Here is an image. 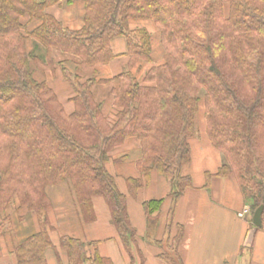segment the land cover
Wrapping results in <instances>:
<instances>
[{
    "label": "trees",
    "instance_id": "1",
    "mask_svg": "<svg viewBox=\"0 0 264 264\" xmlns=\"http://www.w3.org/2000/svg\"><path fill=\"white\" fill-rule=\"evenodd\" d=\"M60 1L0 0V239L12 236L7 210L14 202L19 221L32 213L39 227L13 245L16 264H47L52 204L46 189L64 182L85 222L95 220L92 200H104L120 242L132 256L136 233L126 196L106 169L109 153L127 137L140 143L137 167L144 178H128V194L136 197L152 171L168 181L171 208L165 231L170 233L177 200L191 186L184 170L200 105L207 137L223 160L214 175L206 173V188L212 176L231 179L250 203V217L264 206V0H82L78 31L46 14ZM132 20L153 23L164 53L163 64L146 73L148 86L137 82L133 69L150 61L151 36L146 28L131 30ZM118 38L126 42L129 62L114 78L116 113L108 122L92 88L107 82L96 77L115 58L110 44ZM28 40L33 41L30 52ZM40 47L47 54L37 53ZM54 51L78 58L82 73L91 76L82 82L63 69L74 93L71 114L42 80L54 68ZM162 205V199L143 204L146 240L154 238ZM261 219L259 230H264V208ZM176 228L174 237L154 242L163 251L160 258L171 264H180L183 230ZM60 246L67 264H111L90 255V245L78 239L64 236Z\"/></svg>",
    "mask_w": 264,
    "mask_h": 264
},
{
    "label": "crops",
    "instance_id": "2",
    "mask_svg": "<svg viewBox=\"0 0 264 264\" xmlns=\"http://www.w3.org/2000/svg\"><path fill=\"white\" fill-rule=\"evenodd\" d=\"M46 14L52 16L63 28L78 31L83 27L84 2L62 0L47 8ZM129 27L131 30L146 28L150 36L157 33L151 22L132 20ZM155 40L153 46L151 36L150 61H141L133 69L137 82L142 86H148L144 83L146 73L152 67L163 64L164 53L158 34ZM110 46L115 58L109 64L100 67L96 77L97 81L107 82L95 84L92 96L94 101L101 105L102 114L107 121L113 122L116 113L113 90L117 86L114 78L127 69L129 58L126 55L124 39H115ZM27 47L32 50L31 40L27 41ZM51 58L54 61V68L47 71L42 80L54 92L64 111L71 114L74 110L71 102L74 93L64 79L63 69L81 76L82 82L91 76L82 73L76 57L54 51ZM196 127L197 134L190 140L192 161L184 170V173L190 176L191 186L177 200L173 212L175 225L170 233L165 231L171 208L168 181L152 171L148 184H145L136 197L128 194L127 179L144 178L137 170V163L141 159L140 143L135 137H127L121 146L109 153L106 168L114 177L118 190L126 196L129 222L136 233L132 256L123 248L104 200L99 197L92 200L95 220L85 222L69 183L64 182L46 189L52 204V209L48 212V220L52 227L50 233L52 247L45 252L46 263L67 264V253L60 246V239L66 236L78 239L86 246L90 245L88 246L90 255L98 254L111 264H171L160 258L163 251L154 242L174 237L176 226L179 225L183 230V237L178 246L180 264H264V230L257 229L252 246L248 249L244 247L246 236L252 229L251 217L246 214L248 206L236 182L212 176L209 187L206 188L205 175L216 173L222 163V156L207 137L206 123L205 129L198 130L196 120ZM159 199L163 200L159 212V225L153 241L146 240V213L143 204ZM19 216L20 213L11 216L14 223L12 236L0 239V264H16V259L10 252L13 245L39 230L34 214H24L22 221H19Z\"/></svg>",
    "mask_w": 264,
    "mask_h": 264
},
{
    "label": "rangeland",
    "instance_id": "3",
    "mask_svg": "<svg viewBox=\"0 0 264 264\" xmlns=\"http://www.w3.org/2000/svg\"><path fill=\"white\" fill-rule=\"evenodd\" d=\"M157 31V30H156ZM152 36V44H153V46H154V44H155V39H156V36H157V33H155L154 35H151ZM32 43H33V41H32ZM31 51V49L29 48H27V52H30ZM40 53V52H42L41 53V55L42 54H47V52L44 50V49H42L41 47L39 48V49H37V53ZM67 85H69L68 83H67ZM203 105L201 106L200 105V109H199V111H198V113H197V117H196V120H197V123H198V130H202L203 128L205 129V119H204V116H203ZM194 142H196V140L194 141ZM194 147V146H193ZM113 151V150H112ZM111 151V152H112ZM193 151H194V149H193ZM190 153H191V149H190ZM190 156H191V154H190ZM222 156V155H221ZM191 158V160H190V163H189V165L191 164V161H192V156L190 157ZM141 160V159H140ZM194 160V159H193ZM223 161V160H222ZM139 162V161H138ZM194 163H196V161L194 160ZM222 164V163H221ZM188 165V166H189ZM106 166H107V164H106ZM187 166V167H188ZM107 169V168H106ZM137 170L139 171V169L137 168ZM108 171V170H107ZM109 173V172H108ZM110 174V173H109ZM111 175V174H110ZM112 176V175H111ZM113 177V176H112ZM113 179H114V177H113ZM115 180V179H114ZM144 180V179H143ZM102 199V198H101ZM245 203H246V205L248 206V210H247V212H246V214H248L249 216H250V203H248L247 201H244ZM15 204L17 205V203L16 202H14V204L10 207V209H11V211H8V212H10V214L9 215H11V216H16V211H15ZM106 205V204H105ZM8 212H7V214H8Z\"/></svg>",
    "mask_w": 264,
    "mask_h": 264
},
{
    "label": "water",
    "instance_id": "4",
    "mask_svg": "<svg viewBox=\"0 0 264 264\" xmlns=\"http://www.w3.org/2000/svg\"><path fill=\"white\" fill-rule=\"evenodd\" d=\"M263 205H260L253 213L252 217H251V224L253 226V228L248 232L245 242H244V247L245 248H250L252 246L253 243V239H254V235L257 231V229L261 228L262 226V212H263Z\"/></svg>",
    "mask_w": 264,
    "mask_h": 264
}]
</instances>
